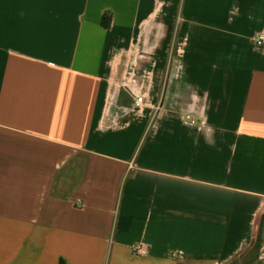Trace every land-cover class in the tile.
<instances>
[{
    "label": "crops",
    "instance_id": "0c3cea01",
    "mask_svg": "<svg viewBox=\"0 0 264 264\" xmlns=\"http://www.w3.org/2000/svg\"><path fill=\"white\" fill-rule=\"evenodd\" d=\"M261 33L264 0H0V264H264Z\"/></svg>",
    "mask_w": 264,
    "mask_h": 264
},
{
    "label": "built area",
    "instance_id": "2783aa9c",
    "mask_svg": "<svg viewBox=\"0 0 264 264\" xmlns=\"http://www.w3.org/2000/svg\"><path fill=\"white\" fill-rule=\"evenodd\" d=\"M252 43H253V47L255 48V50H257L258 52H262V51H264V34L261 33V34L256 35V36L253 38ZM142 101H143V99H142L141 97L136 98V99L134 100V103H133L134 108H135V109H139V108H141V106H142ZM182 122H183V124H184L185 126H189V127H192V126H195V125H196V121H195V119H194L193 117H191V116H188V115L184 116ZM133 252H134V253H137V254L143 253V248L140 247V246H135V247L133 248Z\"/></svg>",
    "mask_w": 264,
    "mask_h": 264
},
{
    "label": "trees",
    "instance_id": "16d2710c",
    "mask_svg": "<svg viewBox=\"0 0 264 264\" xmlns=\"http://www.w3.org/2000/svg\"><path fill=\"white\" fill-rule=\"evenodd\" d=\"M108 21H109L108 16H105V17H104V26H105V27H107V25H108Z\"/></svg>",
    "mask_w": 264,
    "mask_h": 264
}]
</instances>
